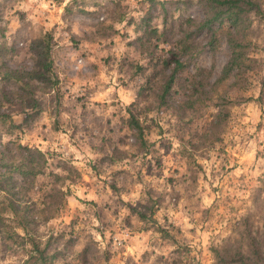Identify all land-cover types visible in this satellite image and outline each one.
<instances>
[{
    "label": "rangeland",
    "instance_id": "obj_1",
    "mask_svg": "<svg viewBox=\"0 0 264 264\" xmlns=\"http://www.w3.org/2000/svg\"><path fill=\"white\" fill-rule=\"evenodd\" d=\"M205 13L198 0H0V150L47 157L0 188V264H220L214 247L246 253L264 235V18L237 35L250 66L222 77L231 26L214 23L211 46Z\"/></svg>",
    "mask_w": 264,
    "mask_h": 264
},
{
    "label": "trees",
    "instance_id": "obj_2",
    "mask_svg": "<svg viewBox=\"0 0 264 264\" xmlns=\"http://www.w3.org/2000/svg\"><path fill=\"white\" fill-rule=\"evenodd\" d=\"M198 2L206 12V18L199 22V28L207 29L209 35V45L214 46L217 41V32L216 30H213L212 27L214 23H218L219 27H221V25L224 23H228L231 26L227 29L222 30L226 34V36L229 37L231 48V55L229 60L223 67L222 77H227L233 72L235 74L236 72L249 67L253 59L245 52V44L239 39L237 35L241 30L246 29V27L249 25V13L254 12L256 15L264 18V9L261 7L260 2L258 0H198ZM176 62V67H174L172 73L169 76V79L164 85V92L166 93L172 86L179 66L183 64L179 59H176ZM7 68L8 73L14 71V69L10 67ZM28 83V81L25 82L26 85H29ZM8 116V113H1L0 120L4 121ZM12 124L20 126V124H16L13 121ZM131 127L136 128L138 135L141 136L142 140L144 141V128L140 124V122L133 116L131 117ZM18 146L27 150L24 161H20V163L16 162L15 160H7L6 156L3 153V150H0V153L3 154L0 158V166L4 168L0 169V179H2L0 188L2 190L7 189L8 191H11L16 186V183L15 185L14 183H12V171L18 170L20 171L22 176L36 175L43 171V166L47 162L46 153L42 149L31 148L22 145L21 143ZM26 160L28 162L25 163ZM3 210L4 209H0V221L5 218L1 214ZM9 210L12 213L13 218H17L18 220H20V222H24L28 218L26 215V211H22L21 206H19V204H16L14 199H10ZM247 245L248 250L246 253L240 251L239 249H234V251L230 247H214L218 263L264 264V235L259 238L250 233ZM43 260L46 262V258H44Z\"/></svg>",
    "mask_w": 264,
    "mask_h": 264
}]
</instances>
